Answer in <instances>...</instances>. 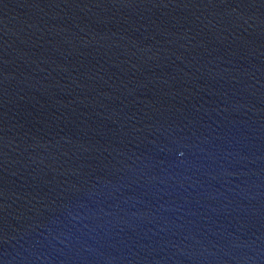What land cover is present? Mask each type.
<instances>
[{"label": "water", "instance_id": "water-1", "mask_svg": "<svg viewBox=\"0 0 264 264\" xmlns=\"http://www.w3.org/2000/svg\"><path fill=\"white\" fill-rule=\"evenodd\" d=\"M0 264H264V0H0Z\"/></svg>", "mask_w": 264, "mask_h": 264}]
</instances>
